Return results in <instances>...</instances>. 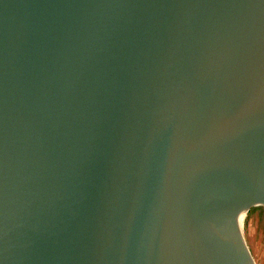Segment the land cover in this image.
Returning <instances> with one entry per match:
<instances>
[{
    "label": "water",
    "instance_id": "obj_1",
    "mask_svg": "<svg viewBox=\"0 0 264 264\" xmlns=\"http://www.w3.org/2000/svg\"><path fill=\"white\" fill-rule=\"evenodd\" d=\"M264 0H0V264H256Z\"/></svg>",
    "mask_w": 264,
    "mask_h": 264
},
{
    "label": "rangeland",
    "instance_id": "obj_2",
    "mask_svg": "<svg viewBox=\"0 0 264 264\" xmlns=\"http://www.w3.org/2000/svg\"><path fill=\"white\" fill-rule=\"evenodd\" d=\"M244 235L251 249L256 264H264V207L250 208L245 226Z\"/></svg>",
    "mask_w": 264,
    "mask_h": 264
},
{
    "label": "bare ground",
    "instance_id": "obj_3",
    "mask_svg": "<svg viewBox=\"0 0 264 264\" xmlns=\"http://www.w3.org/2000/svg\"><path fill=\"white\" fill-rule=\"evenodd\" d=\"M258 205H263V204H258ZM249 210H250V208H247L246 209V212H245L244 222H243V233H244V226H245V222H246V218H247V215H248Z\"/></svg>",
    "mask_w": 264,
    "mask_h": 264
}]
</instances>
